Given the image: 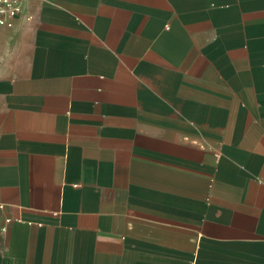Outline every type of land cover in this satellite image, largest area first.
Masks as SVG:
<instances>
[{"label": "crops", "instance_id": "1", "mask_svg": "<svg viewBox=\"0 0 264 264\" xmlns=\"http://www.w3.org/2000/svg\"><path fill=\"white\" fill-rule=\"evenodd\" d=\"M0 204V264H264V0H23Z\"/></svg>", "mask_w": 264, "mask_h": 264}, {"label": "built area", "instance_id": "2", "mask_svg": "<svg viewBox=\"0 0 264 264\" xmlns=\"http://www.w3.org/2000/svg\"><path fill=\"white\" fill-rule=\"evenodd\" d=\"M22 8L23 0H0V27L10 28L13 18L22 11ZM2 209L3 205L0 204V212ZM7 222H11V219H7ZM5 230L6 227L3 228V231Z\"/></svg>", "mask_w": 264, "mask_h": 264}]
</instances>
